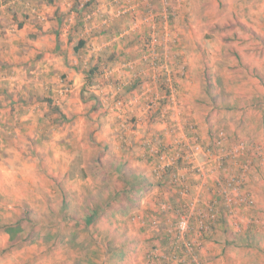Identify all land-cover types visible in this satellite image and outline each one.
<instances>
[{"label": "crops", "instance_id": "obj_1", "mask_svg": "<svg viewBox=\"0 0 264 264\" xmlns=\"http://www.w3.org/2000/svg\"><path fill=\"white\" fill-rule=\"evenodd\" d=\"M170 47L175 108L155 86L153 55L163 62ZM155 106L162 120L149 129ZM206 107L218 124L264 125V0H0V264L38 263L25 225L73 219L67 186L157 182L147 157L150 142L169 140L166 115L189 124L195 111L203 139ZM235 219L206 234V264H264V234Z\"/></svg>", "mask_w": 264, "mask_h": 264}, {"label": "rangeland", "instance_id": "obj_2", "mask_svg": "<svg viewBox=\"0 0 264 264\" xmlns=\"http://www.w3.org/2000/svg\"><path fill=\"white\" fill-rule=\"evenodd\" d=\"M168 41L170 46L171 39ZM167 53L163 62L160 53L153 55L158 70L155 86L164 87L165 97L175 108L180 99L176 90L180 82L174 77L178 58L171 47ZM180 67L183 71V65ZM163 72L168 76L165 79ZM153 109L156 106L148 111L149 129L162 120L153 118L159 114ZM216 109H202L205 116L214 118V125L208 122L205 127L203 139L193 125L195 111L187 115L189 124L183 120L175 123L166 115L169 140L166 137L163 142L156 133L159 139L149 143L147 157L146 169L150 168L157 182L130 186L117 194L110 190L121 186H67L75 188L71 201L74 218L53 221L50 215L41 223L26 224L28 236L21 239L22 246L36 247L33 253L38 261L27 264H206L211 259L201 256L203 240L215 228L219 230L221 219L226 228L236 226V216L244 217L242 230L245 225L264 234V206L257 208L258 197L264 199V125L253 121L250 127L240 116L232 117L230 124H218ZM228 163L229 167L224 166ZM63 194L53 190L51 202L59 200L61 206ZM85 197L91 203L83 207ZM88 207L92 217L79 220ZM182 220H188L186 232L180 230ZM20 253L22 258L28 256ZM259 257L264 259V253Z\"/></svg>", "mask_w": 264, "mask_h": 264}, {"label": "trees", "instance_id": "obj_3", "mask_svg": "<svg viewBox=\"0 0 264 264\" xmlns=\"http://www.w3.org/2000/svg\"><path fill=\"white\" fill-rule=\"evenodd\" d=\"M130 185H131V184H130ZM127 187H129V189L131 188L130 186H121L120 188L110 190V192H115V190H117V191H116V194H117V193L120 192V191H124L125 188H127ZM140 187H142V186H140ZM107 198H108V197H107ZM107 198H106V199H107ZM89 202L91 203V200H90V199H89ZM101 202H102V201H101ZM84 215H85V217L88 216V219H90V218L92 217V216H90V215H91V208H90V207L84 209Z\"/></svg>", "mask_w": 264, "mask_h": 264}, {"label": "built area", "instance_id": "obj_4", "mask_svg": "<svg viewBox=\"0 0 264 264\" xmlns=\"http://www.w3.org/2000/svg\"><path fill=\"white\" fill-rule=\"evenodd\" d=\"M153 65L155 66V64H153ZM181 222H183V224L180 225L181 226L180 230H181V232H186L189 229L188 220H182ZM202 229H203V226H202ZM194 262H195L194 264H200L197 261H194Z\"/></svg>", "mask_w": 264, "mask_h": 264}]
</instances>
